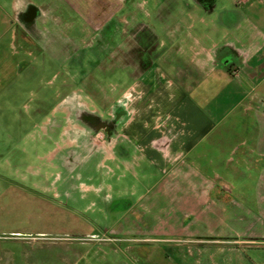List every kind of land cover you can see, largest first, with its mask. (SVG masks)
Returning a JSON list of instances; mask_svg holds the SVG:
<instances>
[{"label": "rangeland", "instance_id": "obj_1", "mask_svg": "<svg viewBox=\"0 0 264 264\" xmlns=\"http://www.w3.org/2000/svg\"><path fill=\"white\" fill-rule=\"evenodd\" d=\"M164 1L22 0L0 55V264H176L254 231L143 156L192 57L189 10Z\"/></svg>", "mask_w": 264, "mask_h": 264}, {"label": "crops", "instance_id": "obj_2", "mask_svg": "<svg viewBox=\"0 0 264 264\" xmlns=\"http://www.w3.org/2000/svg\"><path fill=\"white\" fill-rule=\"evenodd\" d=\"M21 3L12 0L13 17L0 4V55L6 54L2 39L8 33L15 45ZM182 5L195 32L190 65L181 66L175 91L166 92L162 128L144 132L143 156L160 163L167 174L164 188L168 177H188L194 200L223 202V209L254 231L199 237L201 244L175 246L174 261L264 264V0H184ZM168 164L178 166L168 169Z\"/></svg>", "mask_w": 264, "mask_h": 264}, {"label": "flooded vegetation", "instance_id": "obj_3", "mask_svg": "<svg viewBox=\"0 0 264 264\" xmlns=\"http://www.w3.org/2000/svg\"><path fill=\"white\" fill-rule=\"evenodd\" d=\"M36 10L38 11L37 14H39L40 13V10L37 7H35L34 5H31V4H28L27 7H26V10L24 12L23 19L26 20V21H29V17H31V19H32L33 15L36 16V14H35L36 13Z\"/></svg>", "mask_w": 264, "mask_h": 264}]
</instances>
